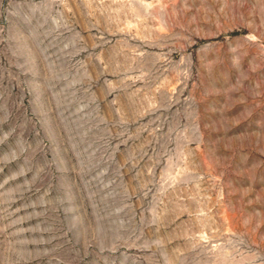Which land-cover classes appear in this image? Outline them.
<instances>
[{"label":"rangeland","instance_id":"rangeland-1","mask_svg":"<svg viewBox=\"0 0 264 264\" xmlns=\"http://www.w3.org/2000/svg\"><path fill=\"white\" fill-rule=\"evenodd\" d=\"M0 264H264V0H0Z\"/></svg>","mask_w":264,"mask_h":264}]
</instances>
